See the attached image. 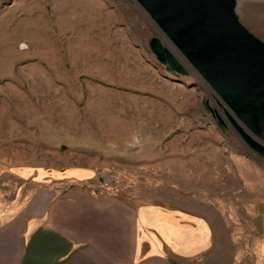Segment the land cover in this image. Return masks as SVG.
Returning a JSON list of instances; mask_svg holds the SVG:
<instances>
[{"label":"rangeland","instance_id":"rangeland-1","mask_svg":"<svg viewBox=\"0 0 264 264\" xmlns=\"http://www.w3.org/2000/svg\"><path fill=\"white\" fill-rule=\"evenodd\" d=\"M104 1L0 0V141L60 131L57 149L31 153L121 176L138 205L199 214L206 264H264V161L189 65L184 76L156 60L150 39L166 41L146 12ZM235 13L264 43V0Z\"/></svg>","mask_w":264,"mask_h":264},{"label":"crops","instance_id":"crops-1","mask_svg":"<svg viewBox=\"0 0 264 264\" xmlns=\"http://www.w3.org/2000/svg\"><path fill=\"white\" fill-rule=\"evenodd\" d=\"M29 131L0 141V264H206L211 227L199 214L138 205L120 185L103 189L99 170L34 156L65 141Z\"/></svg>","mask_w":264,"mask_h":264},{"label":"water","instance_id":"water-1","mask_svg":"<svg viewBox=\"0 0 264 264\" xmlns=\"http://www.w3.org/2000/svg\"><path fill=\"white\" fill-rule=\"evenodd\" d=\"M164 37L150 39L156 60L178 75L180 56L224 105L248 149L264 161V43L239 21L236 0H133Z\"/></svg>","mask_w":264,"mask_h":264},{"label":"built area","instance_id":"built-area-1","mask_svg":"<svg viewBox=\"0 0 264 264\" xmlns=\"http://www.w3.org/2000/svg\"><path fill=\"white\" fill-rule=\"evenodd\" d=\"M98 181L103 189H112L121 183V178L117 175H109L105 173L98 174Z\"/></svg>","mask_w":264,"mask_h":264},{"label":"bare ground","instance_id":"bare-ground-1","mask_svg":"<svg viewBox=\"0 0 264 264\" xmlns=\"http://www.w3.org/2000/svg\"><path fill=\"white\" fill-rule=\"evenodd\" d=\"M178 60L180 61V63L186 68V65H188L180 56H177Z\"/></svg>","mask_w":264,"mask_h":264}]
</instances>
